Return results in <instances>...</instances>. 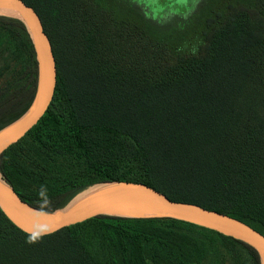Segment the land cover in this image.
I'll use <instances>...</instances> for the list:
<instances>
[{
	"label": "trees",
	"instance_id": "1",
	"mask_svg": "<svg viewBox=\"0 0 264 264\" xmlns=\"http://www.w3.org/2000/svg\"><path fill=\"white\" fill-rule=\"evenodd\" d=\"M56 60L51 103L0 154L24 201L53 211L101 182L149 185L264 234V0H24ZM38 60L0 15V129L31 106ZM35 237V239H30ZM246 242L168 216L98 215L45 235L0 207V264H260Z\"/></svg>",
	"mask_w": 264,
	"mask_h": 264
},
{
	"label": "water",
	"instance_id": "2",
	"mask_svg": "<svg viewBox=\"0 0 264 264\" xmlns=\"http://www.w3.org/2000/svg\"><path fill=\"white\" fill-rule=\"evenodd\" d=\"M2 6L15 7L21 17H14L25 23L32 36L38 60V82L29 109L0 129V154L23 137L45 113L54 95L57 76L52 44L36 10L24 0H0ZM97 184H104V187L91 196L79 199L72 207L66 209L74 199L94 185L78 194L66 206L48 211L20 198L0 173V207L17 226L33 235L49 234L98 215L173 217L246 242L257 250L260 264H264V234L240 219L198 204L172 200L163 192L142 183L116 181Z\"/></svg>",
	"mask_w": 264,
	"mask_h": 264
},
{
	"label": "rangeland",
	"instance_id": "3",
	"mask_svg": "<svg viewBox=\"0 0 264 264\" xmlns=\"http://www.w3.org/2000/svg\"><path fill=\"white\" fill-rule=\"evenodd\" d=\"M155 17L166 20L171 13L192 11L200 0H143Z\"/></svg>",
	"mask_w": 264,
	"mask_h": 264
},
{
	"label": "bare ground",
	"instance_id": "4",
	"mask_svg": "<svg viewBox=\"0 0 264 264\" xmlns=\"http://www.w3.org/2000/svg\"><path fill=\"white\" fill-rule=\"evenodd\" d=\"M0 13L15 17H21L20 12L13 6H2L0 7ZM104 187V184H97L89 188L87 191L83 192L79 197L74 199L67 207L66 209L72 207L79 199L86 198L88 196H91L98 191H100Z\"/></svg>",
	"mask_w": 264,
	"mask_h": 264
},
{
	"label": "clouds",
	"instance_id": "5",
	"mask_svg": "<svg viewBox=\"0 0 264 264\" xmlns=\"http://www.w3.org/2000/svg\"><path fill=\"white\" fill-rule=\"evenodd\" d=\"M30 239H35V237H31Z\"/></svg>",
	"mask_w": 264,
	"mask_h": 264
}]
</instances>
